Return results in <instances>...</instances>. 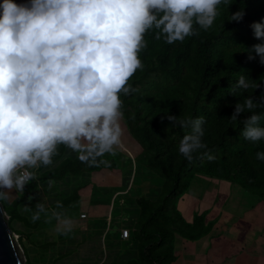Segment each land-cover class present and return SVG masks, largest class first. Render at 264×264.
Masks as SVG:
<instances>
[{
	"label": "clouds",
	"instance_id": "9594fccd",
	"mask_svg": "<svg viewBox=\"0 0 264 264\" xmlns=\"http://www.w3.org/2000/svg\"><path fill=\"white\" fill-rule=\"evenodd\" d=\"M228 0H0V202L24 193L39 169L55 163L64 146L89 166L107 163L121 146L122 96L138 91L130 78L143 68L138 53L147 48L145 35L167 44L208 31ZM243 9L227 20H242ZM258 43L245 49L248 59L264 65V18L250 25ZM255 54V56L253 55ZM240 73L228 92L239 96L264 87ZM264 90L237 101L228 119L242 120V136L264 141ZM165 117H162L164 119ZM173 127L186 131L178 152L189 162L206 149L205 118L166 115ZM207 155V153H205ZM211 159V156H209ZM256 158L264 160V151ZM54 181H48L51 188ZM39 187V185H38ZM35 196L29 195L32 202ZM31 220L58 222L67 235L73 222L63 206L35 202L20 209Z\"/></svg>",
	"mask_w": 264,
	"mask_h": 264
},
{
	"label": "trees",
	"instance_id": "16d2710c",
	"mask_svg": "<svg viewBox=\"0 0 264 264\" xmlns=\"http://www.w3.org/2000/svg\"><path fill=\"white\" fill-rule=\"evenodd\" d=\"M228 2L229 5L219 6L214 25L208 31L201 30L199 36L167 44L163 39L155 40L153 32L146 33L147 48L138 53L144 66L129 80L138 91L121 97L120 121L128 148L147 175L162 178L163 187L161 201L156 204L143 197L137 199L140 214L132 235L139 237L143 259L129 264H169L174 258L176 230L189 239L206 232L208 227L201 215H195L188 223L173 209L172 200L187 188L193 174L226 180L255 193L264 191V160L256 158L257 151H264V141L252 143L241 134L242 120L251 113L246 111L236 122L228 119L237 101L242 102L245 96L255 98L264 90L248 89L239 96L228 92L240 73L256 83L264 80V65L259 64L258 57L249 60L245 51L259 42L250 25L264 18V0ZM240 9L244 11L242 20H227L229 14ZM254 111L264 116V108ZM168 114L205 118L202 139L207 148L195 153L191 162L178 152L179 140L190 129L170 125ZM260 124L264 126V119ZM85 167L92 166L78 159L66 160L50 175L62 176ZM30 186L31 182L20 199L26 197ZM18 202L10 203L6 212L24 249L26 263L32 264L30 251L34 244L30 234L25 228L18 229L14 222L19 221L24 227L40 226L18 213ZM23 240L27 242L24 244Z\"/></svg>",
	"mask_w": 264,
	"mask_h": 264
},
{
	"label": "crops",
	"instance_id": "0c3cea01",
	"mask_svg": "<svg viewBox=\"0 0 264 264\" xmlns=\"http://www.w3.org/2000/svg\"><path fill=\"white\" fill-rule=\"evenodd\" d=\"M121 125L123 124L121 123ZM122 138V147L129 149L127 144L122 142ZM119 156L114 162L113 158H109V154H106L102 159L107 163H99L90 168L85 167L79 172H67L62 176H51L50 174L57 170L64 161L77 159L75 153L64 146H60L59 155L55 157L54 165L47 169L38 170V178L31 182L26 197L20 199L22 196L20 193L9 200V203L19 200L16 206L18 213L30 221H32L31 213L20 211L23 204L29 203L34 209V204L37 201L43 202L49 207H55L56 201H59L65 214L71 218L73 228L79 230V234L70 238L79 247L78 253L63 256L61 255L63 251L61 248H64L65 244L62 245L61 241L57 245L52 236L53 234L60 236L54 227V225L58 226V222L54 218L49 221L45 215L41 214L42 217L36 220L40 227L36 228L24 227L19 221L14 222L18 229L25 228L30 234L29 239H34L33 241L40 246L39 249H42L40 253L37 246L34 245L33 250L30 251L31 260H34L38 253L45 255L47 264H113L117 258L122 259L123 263L129 264L143 259L139 237L132 235V232L140 214L137 199L141 197L149 201L152 199H147L141 195L140 189H133V186H136V173L130 168L124 172L121 167H124L126 162ZM114 164H116V168L113 167ZM141 172L146 174L144 169H141ZM50 179L54 181L51 188L48 186ZM139 184H137L138 187ZM157 189L158 187L154 193H151L154 197L151 194L148 195L151 198H156L152 200L156 203L158 201ZM29 195L35 196L36 199L29 202L27 200ZM189 197L184 194L180 204H178L182 212L181 217L186 222H188L189 216H195L194 214L197 213L195 210L206 212L207 208L212 205L208 191L197 193L191 190ZM220 199L221 197L213 203L218 211L222 203ZM192 203L199 205H194L190 214L185 213L183 210H188ZM75 208H77L78 213H76ZM83 213L85 216L81 217ZM222 214L218 218H221ZM217 220L213 224L209 223L208 226L211 227L195 239H189L176 230L173 240L174 258L169 264H264L263 239L259 245L260 250H262L259 252L258 247L257 252L252 251L251 248L246 247V242L241 243L239 240L229 237L230 235L223 236L220 232L219 219ZM47 223H49L48 226ZM123 228L128 229L129 232L126 238L121 236ZM44 236V242H40L39 239ZM25 242L27 241L25 240ZM73 246L74 243H72L71 248Z\"/></svg>",
	"mask_w": 264,
	"mask_h": 264
},
{
	"label": "rangeland",
	"instance_id": "374dc122",
	"mask_svg": "<svg viewBox=\"0 0 264 264\" xmlns=\"http://www.w3.org/2000/svg\"><path fill=\"white\" fill-rule=\"evenodd\" d=\"M15 2L20 3L21 0L19 1L15 0ZM121 127L123 130V125H121ZM122 135H123L122 142L124 141L129 147V144H128L129 142L126 141L123 132H122ZM116 151L118 152H116L114 155L109 154V158H113V161L116 162L120 154L119 156L120 159L126 162V165L124 167H121V169L125 172L126 170L130 168L133 170V172L136 173L135 174L136 186H133V189L135 190L140 189L139 191H141L140 192L141 195H144L147 199L154 200L156 198H151L148 195L151 193H154V190L156 189V187H158L157 192H156L158 193L157 202H160L161 197H162V192H163L162 178L160 176H150L147 174L144 175V173L141 172V169L143 168L140 165H138V160L135 158L132 150H129L127 148L125 149L121 145L120 147L117 148ZM137 184H139V187L137 186ZM191 190L192 192H197V193L204 192V191L209 192L210 204H212L210 205V208H207L206 212H201V210L200 211L195 210V212H197L196 214L201 215L203 217L204 224L206 226H208L209 223L210 224L215 223L216 221H218L217 219H219L220 232L223 236L227 237L230 235L229 237H233L234 239L239 240L241 243L246 242L247 248H251L252 251L257 252V248L260 245L261 239L264 240V191L262 194L255 193V192H251L249 190L243 189L239 185L233 184L226 180L211 178V177L201 175V174H193L192 177L188 178L187 188L183 190L181 193H178L177 196H175L174 199L172 200L173 206H174L173 209L180 216L182 215V212L179 209L178 204H180V200L184 196V194H186V196L188 197L191 196ZM151 195L154 197L153 194ZM220 197H221L220 200H222V203L220 206V210L218 211L215 209V206H213V203L214 201H217L218 198ZM152 202L156 204L155 201H152ZM0 203L3 205L4 210H10L9 201L0 202ZM194 205H199V204L192 203L188 207V210H183V211L187 214H190V212H192V207H194ZM76 209L77 208H75V211L76 213H78V210ZM221 214H222L221 218H218V216ZM189 217L190 218H188V223L193 221L195 216L194 217L189 216ZM48 224L49 223H47V226ZM54 227H56L57 229V225H54ZM209 227L211 226H208V228ZM59 234L60 236H55L56 234H53L52 236L55 238V243L57 245H59L61 241H62V245L65 244L64 248H61V250H63L61 252V255L70 256L71 254L78 253L79 247L70 238L74 235L76 236V234H79V230L76 228H73L72 231L68 233L67 235H63L60 232ZM44 238L45 236L42 239L40 238L39 239L40 242H44ZM30 240L33 242L35 246H37L38 249L40 248V246L37 245L38 243L33 241L34 239H30ZM72 243H74V246L71 248ZM19 244L21 245L20 242ZM41 250L42 249H39L40 253H41ZM261 250L259 247V252ZM31 261H32V264H47V262L45 261V255H41L39 253L37 254L36 258H34V260H31ZM113 264H125V263L122 262V259L117 258L115 259Z\"/></svg>",
	"mask_w": 264,
	"mask_h": 264
},
{
	"label": "water",
	"instance_id": "95a60500",
	"mask_svg": "<svg viewBox=\"0 0 264 264\" xmlns=\"http://www.w3.org/2000/svg\"><path fill=\"white\" fill-rule=\"evenodd\" d=\"M0 264H27L17 234L9 224V216L0 203Z\"/></svg>",
	"mask_w": 264,
	"mask_h": 264
},
{
	"label": "built area",
	"instance_id": "2783aa9c",
	"mask_svg": "<svg viewBox=\"0 0 264 264\" xmlns=\"http://www.w3.org/2000/svg\"><path fill=\"white\" fill-rule=\"evenodd\" d=\"M84 216H85L84 213L81 214V217H84ZM128 233H129V232H128V229H126V228H123V229L121 230V236L124 237V238L127 237Z\"/></svg>",
	"mask_w": 264,
	"mask_h": 264
}]
</instances>
